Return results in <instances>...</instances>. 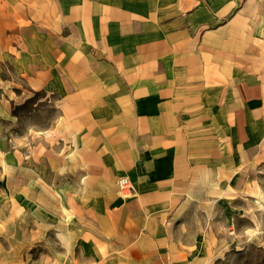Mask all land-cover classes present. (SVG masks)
<instances>
[{"label": "crops", "instance_id": "crops-1", "mask_svg": "<svg viewBox=\"0 0 264 264\" xmlns=\"http://www.w3.org/2000/svg\"><path fill=\"white\" fill-rule=\"evenodd\" d=\"M53 1L63 70L43 77L63 86V191L89 198L108 236L170 227L264 123V79L250 58L258 43L236 45L262 25L261 0L230 18L234 0ZM122 176L130 198L116 193Z\"/></svg>", "mask_w": 264, "mask_h": 264}, {"label": "rangeland", "instance_id": "rangeland-1", "mask_svg": "<svg viewBox=\"0 0 264 264\" xmlns=\"http://www.w3.org/2000/svg\"><path fill=\"white\" fill-rule=\"evenodd\" d=\"M234 2L229 18L246 0ZM260 9L262 25L236 45L248 38L258 43L250 58L264 79V0ZM58 14L53 0H0V264H264L260 119L251 124V140L239 156H228L223 181L210 182L170 227L108 236L104 216V228H94L89 198L70 185L66 196L58 99L63 86L43 77L63 70ZM248 53L238 55L246 59Z\"/></svg>", "mask_w": 264, "mask_h": 264}, {"label": "built area", "instance_id": "built-area-1", "mask_svg": "<svg viewBox=\"0 0 264 264\" xmlns=\"http://www.w3.org/2000/svg\"><path fill=\"white\" fill-rule=\"evenodd\" d=\"M116 185H117L118 192L122 194L123 197H127L128 195H130L132 188L126 176L120 177L117 180ZM125 191H127L128 194L125 193Z\"/></svg>", "mask_w": 264, "mask_h": 264}, {"label": "bare ground", "instance_id": "bare-ground-1", "mask_svg": "<svg viewBox=\"0 0 264 264\" xmlns=\"http://www.w3.org/2000/svg\"><path fill=\"white\" fill-rule=\"evenodd\" d=\"M249 1H250V3H251V6L254 7V10H255V7H257V3H258L260 0H249ZM253 12H254V11H253ZM125 193L128 194L127 191H125ZM258 205H259L260 207H262L261 204L258 203Z\"/></svg>", "mask_w": 264, "mask_h": 264}]
</instances>
